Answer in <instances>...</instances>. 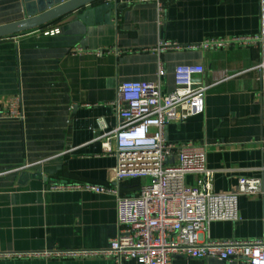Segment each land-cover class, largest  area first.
<instances>
[{
  "label": "crops",
  "instance_id": "1",
  "mask_svg": "<svg viewBox=\"0 0 264 264\" xmlns=\"http://www.w3.org/2000/svg\"><path fill=\"white\" fill-rule=\"evenodd\" d=\"M117 7L108 24L100 22L104 15L83 22L82 11H76L42 29L0 39V111L20 97L23 114V119L0 118L2 252L108 247L117 234L115 197L51 187L115 184L116 158L103 149L106 134L117 125L112 104L123 83L156 82L159 66L166 94L174 90L180 66H203L199 77L211 87L201 115L169 124L168 142L206 149L214 193L235 194L240 178L261 180L264 190L261 49H187L211 38L259 34L260 0H165L162 11L154 1L117 0ZM24 18L23 0H0V26ZM52 29L60 33L45 34ZM164 42L180 49L157 52ZM197 180L190 175L185 181L194 186ZM123 187L134 193L130 184ZM237 213L236 221L211 223L204 240L264 238V193L240 196ZM0 264L118 263L48 258ZM173 264L227 263L175 257Z\"/></svg>",
  "mask_w": 264,
  "mask_h": 264
},
{
  "label": "built area",
  "instance_id": "2",
  "mask_svg": "<svg viewBox=\"0 0 264 264\" xmlns=\"http://www.w3.org/2000/svg\"><path fill=\"white\" fill-rule=\"evenodd\" d=\"M121 3L154 1L162 11L165 0H118ZM261 32L231 38H211L187 49L219 51L232 48H260L264 71V0H260ZM52 29L46 35H57ZM171 42L160 43L157 52L178 50ZM79 52L84 53L79 50ZM204 67L180 66L174 90L162 91L165 72L158 69L156 82H125L113 102L117 125L103 143L105 154L116 158L115 184L60 185L53 190H79L106 194L116 199L117 234L108 247L97 250H44L2 252L0 260L112 258L118 264L134 260L138 264H173L175 257L198 260L217 259L227 264H264V238L251 241L204 240L213 222L236 221L240 196L264 193L261 180L240 178L235 194H216L211 181L214 171L207 167L206 149L197 144L172 145L166 130L173 122L201 115L205 96L211 88L199 76ZM0 118L23 119L20 97L12 98ZM100 128L105 122L100 120ZM264 172V166L262 168ZM197 176L196 185L186 184L187 176ZM138 183V185L136 184ZM130 184L131 192L124 189Z\"/></svg>",
  "mask_w": 264,
  "mask_h": 264
},
{
  "label": "water",
  "instance_id": "3",
  "mask_svg": "<svg viewBox=\"0 0 264 264\" xmlns=\"http://www.w3.org/2000/svg\"><path fill=\"white\" fill-rule=\"evenodd\" d=\"M86 10V7L95 5ZM25 18L0 26V39L22 35L33 30L42 29L62 17L82 11L80 20L91 19L92 16L104 15L102 23H111L112 13L117 7V0H23Z\"/></svg>",
  "mask_w": 264,
  "mask_h": 264
},
{
  "label": "rangeland",
  "instance_id": "4",
  "mask_svg": "<svg viewBox=\"0 0 264 264\" xmlns=\"http://www.w3.org/2000/svg\"><path fill=\"white\" fill-rule=\"evenodd\" d=\"M86 184H89V183H86Z\"/></svg>",
  "mask_w": 264,
  "mask_h": 264
},
{
  "label": "trees",
  "instance_id": "5",
  "mask_svg": "<svg viewBox=\"0 0 264 264\" xmlns=\"http://www.w3.org/2000/svg\"><path fill=\"white\" fill-rule=\"evenodd\" d=\"M138 185V183H136Z\"/></svg>",
  "mask_w": 264,
  "mask_h": 264
}]
</instances>
